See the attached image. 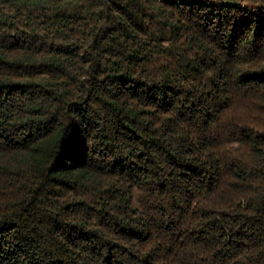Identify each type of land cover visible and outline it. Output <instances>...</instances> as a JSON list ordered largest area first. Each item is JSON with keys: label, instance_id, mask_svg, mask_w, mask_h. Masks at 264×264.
Segmentation results:
<instances>
[{"label": "trees", "instance_id": "trees-1", "mask_svg": "<svg viewBox=\"0 0 264 264\" xmlns=\"http://www.w3.org/2000/svg\"><path fill=\"white\" fill-rule=\"evenodd\" d=\"M0 264H264V0H0Z\"/></svg>", "mask_w": 264, "mask_h": 264}]
</instances>
